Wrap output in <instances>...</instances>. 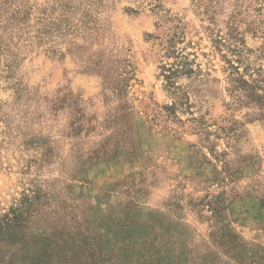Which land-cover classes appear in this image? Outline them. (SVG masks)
Wrapping results in <instances>:
<instances>
[{
	"label": "rangeland",
	"instance_id": "obj_1",
	"mask_svg": "<svg viewBox=\"0 0 264 264\" xmlns=\"http://www.w3.org/2000/svg\"><path fill=\"white\" fill-rule=\"evenodd\" d=\"M175 31L195 74L172 90ZM247 68L264 80V0H0V216L33 204L5 264H264Z\"/></svg>",
	"mask_w": 264,
	"mask_h": 264
},
{
	"label": "trees",
	"instance_id": "obj_2",
	"mask_svg": "<svg viewBox=\"0 0 264 264\" xmlns=\"http://www.w3.org/2000/svg\"><path fill=\"white\" fill-rule=\"evenodd\" d=\"M175 29L180 28L174 26ZM183 34L175 31L173 35L165 42L166 56L175 60L174 65L163 66L162 76L166 80L169 89L175 90L174 80L179 76H189L195 74L191 68L193 61H189L188 57L183 53L174 50L173 43L183 39ZM233 69H236L233 67ZM248 74L250 70L247 68L243 72L239 69L234 72L230 79V93L235 105L246 104L255 108L258 113L259 121L264 124V80L258 71ZM169 114L173 113L174 108H166ZM33 208L32 199L25 197L21 200L18 207H11L6 214L0 216V245L7 244L10 246L23 245L28 238V229L33 225L29 221L30 211ZM0 264H5L4 257L0 251Z\"/></svg>",
	"mask_w": 264,
	"mask_h": 264
}]
</instances>
